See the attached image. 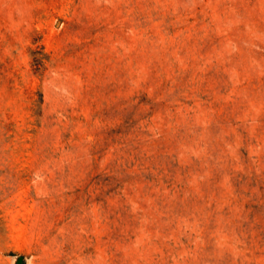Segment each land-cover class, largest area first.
<instances>
[{
    "label": "rangeland",
    "instance_id": "374dc122",
    "mask_svg": "<svg viewBox=\"0 0 264 264\" xmlns=\"http://www.w3.org/2000/svg\"><path fill=\"white\" fill-rule=\"evenodd\" d=\"M0 264H264V0H0Z\"/></svg>",
    "mask_w": 264,
    "mask_h": 264
},
{
    "label": "water",
    "instance_id": "95a60500",
    "mask_svg": "<svg viewBox=\"0 0 264 264\" xmlns=\"http://www.w3.org/2000/svg\"><path fill=\"white\" fill-rule=\"evenodd\" d=\"M18 263H21L22 262V257H19L18 260H17Z\"/></svg>",
    "mask_w": 264,
    "mask_h": 264
}]
</instances>
